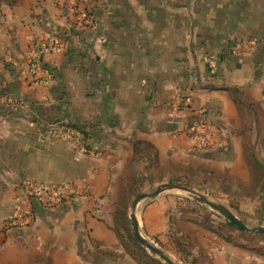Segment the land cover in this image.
<instances>
[{
  "label": "crops",
  "instance_id": "crops-1",
  "mask_svg": "<svg viewBox=\"0 0 264 264\" xmlns=\"http://www.w3.org/2000/svg\"><path fill=\"white\" fill-rule=\"evenodd\" d=\"M35 49L38 82L30 73ZM201 114L215 129L210 150L185 134ZM256 122L264 124V0L3 4L0 264H134L107 210L128 172H151L154 163L163 171L192 167L227 140L240 156L243 125L254 137ZM51 123L82 127L93 151L49 130ZM25 182L70 184L83 195L53 208L35 203L30 225L13 228ZM189 236L188 264H264L263 255L193 224Z\"/></svg>",
  "mask_w": 264,
  "mask_h": 264
},
{
  "label": "rangeland",
  "instance_id": "rangeland-1",
  "mask_svg": "<svg viewBox=\"0 0 264 264\" xmlns=\"http://www.w3.org/2000/svg\"><path fill=\"white\" fill-rule=\"evenodd\" d=\"M250 127L252 125L248 123L243 125L240 156L236 155L227 140L225 149L207 152L203 156L204 160L190 164L192 167L179 163L174 164L171 170L163 171L154 163L152 167L156 170L151 172H139L134 168L128 172L117 202L110 204L107 210L108 221L119 244L134 264H165L136 241L130 219L135 198L139 194L151 193L163 184L189 187L212 202L227 207L247 226L264 227V124H254V137L249 136ZM82 140L85 142L84 138ZM211 148L213 146L206 150ZM238 156L242 162H235L237 165L234 166L233 161ZM99 209L101 211V205ZM137 217L144 237L177 264H188L187 259L192 256L190 248L194 243L190 241L189 224L215 234L223 241L229 242L225 239L228 237L231 239L229 243L264 256V235L244 232L231 223L229 225L218 212L179 190L141 203ZM191 263L197 264V261L193 259ZM30 264L50 263L35 261Z\"/></svg>",
  "mask_w": 264,
  "mask_h": 264
},
{
  "label": "built area",
  "instance_id": "built-area-1",
  "mask_svg": "<svg viewBox=\"0 0 264 264\" xmlns=\"http://www.w3.org/2000/svg\"><path fill=\"white\" fill-rule=\"evenodd\" d=\"M55 49H57V44H53L48 48L50 51ZM41 52L35 49L30 58V73L33 82L41 81L39 67V54ZM217 59L216 56L208 60L209 68L213 69L217 66ZM202 114L187 126L185 134L190 140L196 142L200 149L206 150L214 145L215 129ZM47 128L62 138L73 141L85 153H91L93 151L92 148H89L83 142L82 134L70 126L51 123L47 125ZM20 187L23 190V197L9 222L13 228L25 226L30 223L33 217V205L35 203L46 208H53L58 204L77 199L83 195L82 192L70 184H30L25 182Z\"/></svg>",
  "mask_w": 264,
  "mask_h": 264
},
{
  "label": "water",
  "instance_id": "water-1",
  "mask_svg": "<svg viewBox=\"0 0 264 264\" xmlns=\"http://www.w3.org/2000/svg\"><path fill=\"white\" fill-rule=\"evenodd\" d=\"M179 190L188 193L194 197L195 201L208 206L212 210L218 212L222 217H224L229 223L236 226L238 229L248 233H255L264 235V227H252L244 224L237 216H235L227 207L216 204L206 198L205 196L199 194L195 190L177 184H163L158 186L153 192L146 194H139L132 204V212L130 214L133 235L136 241L144 248L149 250L153 255H156L165 264H177L168 255H166L161 249L157 248L153 243H151L141 232L140 222L137 217V212L141 203H148L157 199L158 197L164 195L169 191Z\"/></svg>",
  "mask_w": 264,
  "mask_h": 264
},
{
  "label": "trees",
  "instance_id": "trees-1",
  "mask_svg": "<svg viewBox=\"0 0 264 264\" xmlns=\"http://www.w3.org/2000/svg\"><path fill=\"white\" fill-rule=\"evenodd\" d=\"M21 0H0V7L3 5V4H6V5H9V6H14L15 4H17L18 2H20ZM223 55L222 54H218L217 55V64H218V62H219V60H220V58L222 57ZM71 128H73V129H75V130H77V131H79L81 134H82V136H83V138H86V136H87V133H86V131L82 128V127H80V126H77V125H72V126H70ZM229 225H231L230 223H229ZM227 241H229V242H231V239L230 238H228V237H226L225 238Z\"/></svg>",
  "mask_w": 264,
  "mask_h": 264
}]
</instances>
